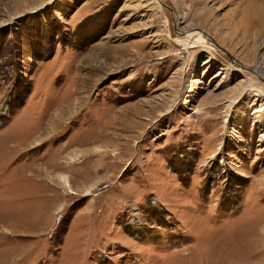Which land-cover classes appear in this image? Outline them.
Returning a JSON list of instances; mask_svg holds the SVG:
<instances>
[{
    "label": "rangeland",
    "instance_id": "obj_1",
    "mask_svg": "<svg viewBox=\"0 0 264 264\" xmlns=\"http://www.w3.org/2000/svg\"><path fill=\"white\" fill-rule=\"evenodd\" d=\"M256 67L264 0H0V264H264Z\"/></svg>",
    "mask_w": 264,
    "mask_h": 264
},
{
    "label": "bare ground",
    "instance_id": "obj_2",
    "mask_svg": "<svg viewBox=\"0 0 264 264\" xmlns=\"http://www.w3.org/2000/svg\"><path fill=\"white\" fill-rule=\"evenodd\" d=\"M201 41V39H199V38H197V39H195V40H185V43L189 46V47H192V46H195V45H197L199 42ZM254 72L260 77V78H263L264 79V68H260V67H256L255 68V70H254ZM256 95L258 96H260V95H262V92L261 91H257L256 92ZM255 95V96H256ZM70 107H72V106H70ZM67 111H68V109H67ZM58 119H56V120H50V124L52 125H55L54 123H55V121H57ZM54 127V126H53ZM52 129V128H51ZM54 129V128H53ZM64 184L69 188V182H68V180H67V178L66 177H64ZM70 190H71V192H73L74 193V191L71 189V188H69ZM91 189L92 188H89L88 190H87V194H90V192H92L91 191ZM263 237V236H262ZM264 238V237H263ZM258 241H259V244H261L262 243V239H261V237H259L258 238ZM250 248H252L253 249V245L252 244H249V247H248V249L247 250H249ZM250 251V250H249ZM248 251V252H249ZM248 252H246L247 254H248ZM251 254V253H250ZM254 255V254H253ZM250 258V257H249ZM255 258H256V256H255ZM251 259L253 260V258L251 257ZM257 259V258H256Z\"/></svg>",
    "mask_w": 264,
    "mask_h": 264
}]
</instances>
